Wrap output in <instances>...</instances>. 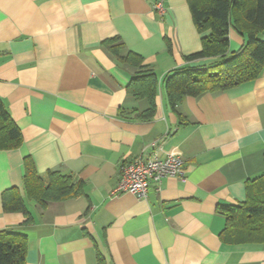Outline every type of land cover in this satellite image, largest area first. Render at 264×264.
Instances as JSON below:
<instances>
[{
  "label": "crops",
  "instance_id": "0c3cea01",
  "mask_svg": "<svg viewBox=\"0 0 264 264\" xmlns=\"http://www.w3.org/2000/svg\"><path fill=\"white\" fill-rule=\"evenodd\" d=\"M157 1L0 0V99L23 135L19 149L0 151V231L27 236L26 264H98V253L104 264H264V246L221 241L219 213L244 203L247 182L264 173V69L173 110L164 80L202 50V35L187 0H164L163 15ZM229 39L230 53L247 41L235 29ZM130 54L159 80L149 121L135 118L149 101L127 92L139 72ZM154 143L161 159L185 160L187 180L152 182L147 200L112 196L123 164ZM28 156L43 178L55 171L83 180L85 195L42 210L24 191ZM13 187L30 226L3 210L2 193Z\"/></svg>",
  "mask_w": 264,
  "mask_h": 264
},
{
  "label": "trees",
  "instance_id": "16d2710c",
  "mask_svg": "<svg viewBox=\"0 0 264 264\" xmlns=\"http://www.w3.org/2000/svg\"><path fill=\"white\" fill-rule=\"evenodd\" d=\"M193 22L202 35V50L185 56L187 66L175 70L164 80L167 100L176 110L186 97H199L205 93L224 92L255 81L264 69V0H187ZM237 30L245 36L246 43L230 53V31ZM120 38L105 41L107 47ZM122 46L111 51L119 54ZM213 59L208 65L190 67L199 60ZM127 61L138 67L127 86V92L136 99H147L149 108L135 112V118L149 121L154 118L159 80L153 69L143 64L140 56L130 54ZM23 145L21 129L12 119L0 99V151L17 150ZM24 191L45 210L49 204L76 199L85 195V182L73 174L48 171L43 178L31 157L24 158ZM247 199L244 203L220 206L219 213L226 219L220 234L227 245L264 246V173L246 185ZM3 210L6 213H22L24 225L30 226L34 219L27 209L18 188L2 193ZM27 236L0 231V264H26ZM98 264H104L102 254H97Z\"/></svg>",
  "mask_w": 264,
  "mask_h": 264
},
{
  "label": "built area",
  "instance_id": "2783aa9c",
  "mask_svg": "<svg viewBox=\"0 0 264 264\" xmlns=\"http://www.w3.org/2000/svg\"><path fill=\"white\" fill-rule=\"evenodd\" d=\"M155 9L160 14H165L167 8L164 0H158ZM162 150V145L154 143L133 162L123 164L120 181L111 195L132 194L140 200H147L152 182L162 184L166 178H177L185 182L187 180L185 160L175 155L161 159L158 153Z\"/></svg>",
  "mask_w": 264,
  "mask_h": 264
}]
</instances>
